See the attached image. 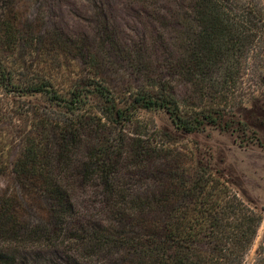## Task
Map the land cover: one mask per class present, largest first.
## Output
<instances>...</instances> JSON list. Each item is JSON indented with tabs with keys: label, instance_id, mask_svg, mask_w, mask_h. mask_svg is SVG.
<instances>
[{
	"label": "trees",
	"instance_id": "1",
	"mask_svg": "<svg viewBox=\"0 0 264 264\" xmlns=\"http://www.w3.org/2000/svg\"><path fill=\"white\" fill-rule=\"evenodd\" d=\"M110 1L93 0L101 33L114 25ZM124 1L145 30L125 47L112 36L111 47L144 85L117 93L81 80L62 94L52 74L9 61L34 37L21 13L7 21L0 12V119L18 108L29 121L16 133L15 193H0V264H246L261 211L143 131L136 111L162 109L197 131L226 126L229 100L264 99V0ZM179 78L219 97L187 113ZM9 95L41 103L14 107ZM249 264H264V232Z\"/></svg>",
	"mask_w": 264,
	"mask_h": 264
},
{
	"label": "rangeland",
	"instance_id": "2",
	"mask_svg": "<svg viewBox=\"0 0 264 264\" xmlns=\"http://www.w3.org/2000/svg\"><path fill=\"white\" fill-rule=\"evenodd\" d=\"M109 3L114 25L110 33H101L96 26L98 18L95 12L98 9L93 0H0V12L5 14V19L12 21L21 13L24 29L31 30L34 37L29 48L17 50L7 59L20 62L28 73L41 70L52 74L62 94L80 84L81 80L86 87L108 88L115 93L144 85V80L129 73L126 63L112 49L111 39L116 37L119 47L138 42L136 34L145 30V19L138 22L127 15L123 11L124 0H111ZM58 64V68H52ZM94 73L103 81L96 76L93 80L88 78ZM172 85L181 109L187 113L195 109L192 106L207 105L219 97L181 78L174 80ZM255 96L243 101L224 102L226 126L223 123L220 126L206 123L197 131L176 128L162 109L141 108L136 111L138 125L143 131L164 147L177 149L196 165L201 164L213 171L245 203L261 211L262 220L247 252L246 264L253 260L264 232V99ZM7 100L14 107L28 102L41 103L37 95H9ZM89 100L96 107L104 104L94 94H89ZM20 113L21 110L16 108L12 121L0 119V193H15L17 188L11 173L12 162L20 152L16 133L28 128L29 123ZM25 210L28 215H38L36 208L25 207Z\"/></svg>",
	"mask_w": 264,
	"mask_h": 264
}]
</instances>
